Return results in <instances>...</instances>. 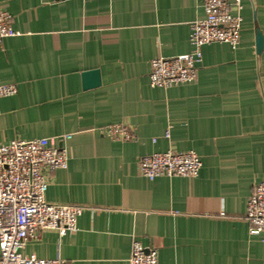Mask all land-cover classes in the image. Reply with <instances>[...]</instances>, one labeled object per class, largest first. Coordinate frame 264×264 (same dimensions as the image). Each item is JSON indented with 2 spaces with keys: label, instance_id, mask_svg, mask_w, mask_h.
<instances>
[{
  "label": "crops",
  "instance_id": "0c3cea01",
  "mask_svg": "<svg viewBox=\"0 0 264 264\" xmlns=\"http://www.w3.org/2000/svg\"><path fill=\"white\" fill-rule=\"evenodd\" d=\"M227 1L238 44L204 45L196 79L164 89L150 86V62L191 51L203 0H0L18 32L0 41V84L17 87L0 98V145L69 136L45 200L82 206L74 234L40 231L21 254L128 264L136 240L157 264H264V232L244 219L264 180V0ZM91 70L100 84L85 89ZM111 124L134 137L107 136ZM168 150L196 153L198 174H140L141 156Z\"/></svg>",
  "mask_w": 264,
  "mask_h": 264
},
{
  "label": "built area",
  "instance_id": "2783aa9c",
  "mask_svg": "<svg viewBox=\"0 0 264 264\" xmlns=\"http://www.w3.org/2000/svg\"><path fill=\"white\" fill-rule=\"evenodd\" d=\"M236 5L239 8L238 1ZM203 10L205 17L190 25L189 53L151 60L148 76L151 87L165 89L193 82L204 45L219 42L234 48L238 44L241 17L231 13V4L227 0H203ZM11 19L8 12L0 10V41L18 35ZM16 93L15 84H0V98ZM104 131L113 139L131 140L134 137L125 124H111ZM167 137L168 134H165ZM68 138L62 135L32 140L14 139L0 145V264H67L60 257L39 258L34 254L23 255L21 250L40 231H55L60 236L77 231V218L82 206L53 204L45 200V171L67 167L66 149L62 143ZM200 167L201 160L193 151L154 152L138 160L139 172L148 180L160 176L193 177ZM244 219L250 235L264 232V180L253 185ZM128 264H157V252L155 249L146 251L138 241L133 240Z\"/></svg>",
  "mask_w": 264,
  "mask_h": 264
},
{
  "label": "water",
  "instance_id": "95a60500",
  "mask_svg": "<svg viewBox=\"0 0 264 264\" xmlns=\"http://www.w3.org/2000/svg\"><path fill=\"white\" fill-rule=\"evenodd\" d=\"M264 37L259 30H256V50L259 52L263 46ZM83 77V88H92L100 84V77L98 70H91L84 72Z\"/></svg>",
  "mask_w": 264,
  "mask_h": 264
}]
</instances>
